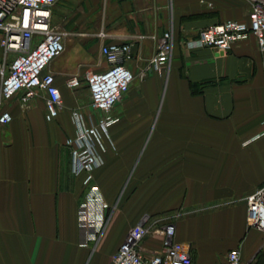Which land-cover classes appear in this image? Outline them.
Wrapping results in <instances>:
<instances>
[{"label":"crops","instance_id":"obj_1","mask_svg":"<svg viewBox=\"0 0 264 264\" xmlns=\"http://www.w3.org/2000/svg\"><path fill=\"white\" fill-rule=\"evenodd\" d=\"M249 11L243 0H59L52 6L51 24L68 32L65 51L48 68L62 107L46 121L44 92L25 106L19 93L3 107L12 120L0 126V264H110L142 217L179 211L174 240L189 248L194 264H226L234 249L242 264H264V235L247 227L244 201L264 183V52L253 35L225 53L184 45L206 27L247 21ZM92 18L103 24L99 30L86 27ZM168 30V69L146 72L156 38ZM110 43L131 45L126 66L133 81L112 109L118 121L94 171L110 208L93 250L82 246L76 214L83 177L71 173L64 142L75 135L73 112L87 125L98 114L84 84L73 92L65 82L104 71L100 47ZM140 246L145 256L160 253L162 239L149 235Z\"/></svg>","mask_w":264,"mask_h":264},{"label":"built area","instance_id":"obj_2","mask_svg":"<svg viewBox=\"0 0 264 264\" xmlns=\"http://www.w3.org/2000/svg\"><path fill=\"white\" fill-rule=\"evenodd\" d=\"M58 1L0 0V48L4 60L10 59L7 68L4 65L0 68V126L12 120L3 107L19 93L23 106L39 92L45 93L46 121L55 119L62 107L60 91L54 84V77L48 72L52 61L65 51L67 33L51 24V8ZM243 1L250 6L247 21L228 20L201 29L194 39L185 42L186 48H212L225 53L232 44L253 35L259 51L264 52V0ZM99 37H104L103 33ZM156 42V53L148 61L145 71L161 75L171 61L172 31L164 32L156 38ZM100 54L106 63L104 71H86L82 77L71 76L65 82L73 92L84 84L90 96V105L98 114L97 119L87 125L78 112H73L75 135L64 142L71 156V173L83 177L85 193L76 214L78 228L83 233L82 246L93 250L106 228L110 208L94 181V171L102 164L101 155L106 152L109 128L118 121L112 116V109L133 81V74L126 66L131 58L129 43L103 44ZM244 201L247 227L264 235V183L247 195ZM180 216L179 211L168 218L142 217L131 227L112 255L110 264H194L189 248L174 240L172 220ZM165 220L168 222L163 223ZM149 235L161 237L162 250L145 256L140 243ZM261 249H264V239ZM226 264H242L239 250L228 252Z\"/></svg>","mask_w":264,"mask_h":264},{"label":"rangeland","instance_id":"obj_3","mask_svg":"<svg viewBox=\"0 0 264 264\" xmlns=\"http://www.w3.org/2000/svg\"><path fill=\"white\" fill-rule=\"evenodd\" d=\"M102 1V0H101ZM94 8V12H97L98 10H100V8L98 7V6H95V7H93ZM92 21L90 22V24H88L86 27L88 28V29H93L94 31H96V30H99V28H101L102 26H103V24L102 23H98L97 22V19L95 18H92L91 19ZM62 28V27H61ZM62 30H64L67 34H68V32L65 30V29H62ZM68 37L66 36V39H67ZM9 63H10V59L8 60V59H6V60H4V57H3V55H1L0 54V68H2L3 67V65H4V67L5 68H7L8 67V65H9Z\"/></svg>","mask_w":264,"mask_h":264}]
</instances>
